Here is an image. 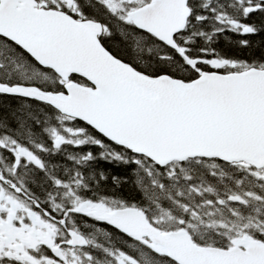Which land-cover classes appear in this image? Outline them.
Here are the masks:
<instances>
[{"label": "snow or ice", "instance_id": "1", "mask_svg": "<svg viewBox=\"0 0 264 264\" xmlns=\"http://www.w3.org/2000/svg\"><path fill=\"white\" fill-rule=\"evenodd\" d=\"M0 264H264V0H0Z\"/></svg>", "mask_w": 264, "mask_h": 264}]
</instances>
